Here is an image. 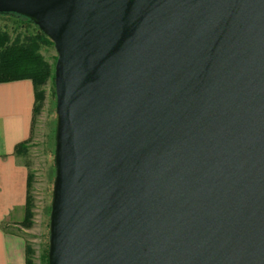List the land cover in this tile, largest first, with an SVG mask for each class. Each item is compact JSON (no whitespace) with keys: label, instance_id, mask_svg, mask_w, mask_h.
Segmentation results:
<instances>
[{"label":"water","instance_id":"water-1","mask_svg":"<svg viewBox=\"0 0 264 264\" xmlns=\"http://www.w3.org/2000/svg\"><path fill=\"white\" fill-rule=\"evenodd\" d=\"M53 44L47 264H264V0H0Z\"/></svg>","mask_w":264,"mask_h":264},{"label":"rangeland","instance_id":"rangeland-1","mask_svg":"<svg viewBox=\"0 0 264 264\" xmlns=\"http://www.w3.org/2000/svg\"><path fill=\"white\" fill-rule=\"evenodd\" d=\"M35 28H16L6 18L0 17V58L5 45L16 36L23 41L35 33ZM5 38L7 41H5ZM49 68L47 76L36 80L34 115L29 139L18 146L16 156L29 169L27 217L17 231L26 240V264H45L49 239V216L54 181L55 90L54 65L56 52L51 46L40 45L37 50Z\"/></svg>","mask_w":264,"mask_h":264},{"label":"crops","instance_id":"crops-1","mask_svg":"<svg viewBox=\"0 0 264 264\" xmlns=\"http://www.w3.org/2000/svg\"><path fill=\"white\" fill-rule=\"evenodd\" d=\"M32 81L0 83V264H26V240L17 231L26 214L29 169L16 149L31 134Z\"/></svg>","mask_w":264,"mask_h":264},{"label":"trees","instance_id":"trees-1","mask_svg":"<svg viewBox=\"0 0 264 264\" xmlns=\"http://www.w3.org/2000/svg\"><path fill=\"white\" fill-rule=\"evenodd\" d=\"M0 17L10 20L17 29L32 27L36 31L33 35L24 38L23 41H20L19 37L16 36L10 45H5L3 55L0 58V83L30 80L36 86V80L47 76L49 73L48 66L37 55L38 47L40 45L51 46L53 45L52 42L24 17L13 14L0 15ZM5 41H7L6 38ZM27 215L26 206L25 219ZM45 258L47 262V255Z\"/></svg>","mask_w":264,"mask_h":264}]
</instances>
